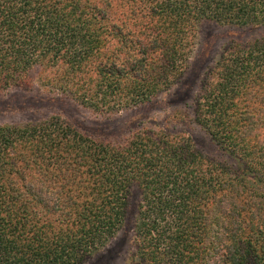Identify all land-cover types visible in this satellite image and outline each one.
<instances>
[{
    "label": "trees",
    "instance_id": "trees-1",
    "mask_svg": "<svg viewBox=\"0 0 264 264\" xmlns=\"http://www.w3.org/2000/svg\"><path fill=\"white\" fill-rule=\"evenodd\" d=\"M202 21L264 29V0H0V91L36 72L101 115L173 93L234 160L163 129L112 143L57 117L0 125V264H84L122 228L134 185L140 263L264 264V37L200 78Z\"/></svg>",
    "mask_w": 264,
    "mask_h": 264
},
{
    "label": "rangeland",
    "instance_id": "rangeland-1",
    "mask_svg": "<svg viewBox=\"0 0 264 264\" xmlns=\"http://www.w3.org/2000/svg\"><path fill=\"white\" fill-rule=\"evenodd\" d=\"M262 37L264 29L261 26L237 27L210 21L200 22L196 27L193 51L195 65L200 67L197 76L201 78L204 67L212 66L229 46L251 44ZM191 72L189 78L193 75ZM31 78V84L27 86L0 91V125H23L57 117L82 134L112 143H122L141 129H163L189 137L195 148L208 160L234 167V160L192 123L190 102L183 98L177 99L173 93L138 107L124 109L115 115H101L81 107L60 92L40 86L36 72L31 74ZM186 93L191 99L197 92H190L188 88ZM174 112H184L185 115L178 121V118L172 117ZM140 202V191L134 185L130 189L122 228L110 243L84 264H142L136 258L134 233Z\"/></svg>",
    "mask_w": 264,
    "mask_h": 264
}]
</instances>
